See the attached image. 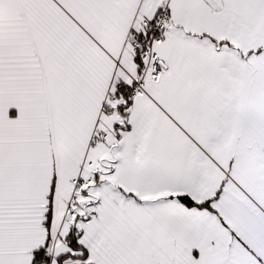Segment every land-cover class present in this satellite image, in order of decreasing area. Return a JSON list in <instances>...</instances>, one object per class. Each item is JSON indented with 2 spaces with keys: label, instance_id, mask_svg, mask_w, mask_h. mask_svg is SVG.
I'll return each mask as SVG.
<instances>
[{
  "label": "snow or ice",
  "instance_id": "6c2138e0",
  "mask_svg": "<svg viewBox=\"0 0 264 264\" xmlns=\"http://www.w3.org/2000/svg\"><path fill=\"white\" fill-rule=\"evenodd\" d=\"M0 264H264V0H0Z\"/></svg>",
  "mask_w": 264,
  "mask_h": 264
}]
</instances>
